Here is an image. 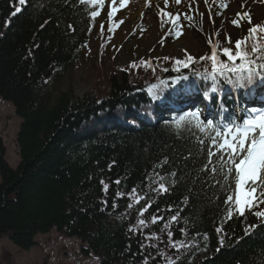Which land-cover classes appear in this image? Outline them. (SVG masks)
Here are the masks:
<instances>
[{
    "label": "trees",
    "instance_id": "16d2710c",
    "mask_svg": "<svg viewBox=\"0 0 264 264\" xmlns=\"http://www.w3.org/2000/svg\"><path fill=\"white\" fill-rule=\"evenodd\" d=\"M16 7L21 11L12 15ZM91 7L82 0H0V98L21 120L15 169L0 141V238L29 250L37 235L56 229L81 240L100 264H264V226L255 215L264 203L238 216L226 202L234 180L217 149L209 157L207 144L197 143L208 135L179 123L151 127V110L142 113L149 103L135 82L157 70L110 69L98 78L99 93L82 99L62 89L86 48ZM135 99L141 120L117 124L135 115L121 113ZM140 122L152 130L132 127Z\"/></svg>",
    "mask_w": 264,
    "mask_h": 264
},
{
    "label": "rangeland",
    "instance_id": "374dc122",
    "mask_svg": "<svg viewBox=\"0 0 264 264\" xmlns=\"http://www.w3.org/2000/svg\"><path fill=\"white\" fill-rule=\"evenodd\" d=\"M158 1L160 4L141 11L140 2H131L118 17V21H125L114 28L107 24L108 14L103 15L81 61L63 79V88L71 82L75 96L96 95L97 79L102 80L112 67L128 70L140 61L162 59L172 60L176 66L183 65L176 63L178 59L195 63L211 53L217 41L230 42L231 46L226 47L235 53L233 45L237 40H244L250 28L264 26V0H241L240 4L237 0H181L179 4L176 0ZM233 20H238L239 25L234 26ZM170 23L181 30V35L171 30ZM20 123L12 104L0 99V140L12 168L19 161L15 140ZM35 241L31 249L19 250L8 238H1V264H99L93 256L83 254L81 243L61 236L55 229L47 235H37Z\"/></svg>",
    "mask_w": 264,
    "mask_h": 264
},
{
    "label": "snow or ice",
    "instance_id": "6c2138e0",
    "mask_svg": "<svg viewBox=\"0 0 264 264\" xmlns=\"http://www.w3.org/2000/svg\"><path fill=\"white\" fill-rule=\"evenodd\" d=\"M94 2L102 3L103 0H94ZM176 2L179 4L181 0H176ZM18 3L22 6L25 4V0H18ZM20 11L21 8L16 7L12 15ZM91 15L95 17L97 12L93 11ZM238 15L247 14L238 13ZM109 18H112L111 12H109ZM121 23L123 22L121 21ZM248 23L251 24L250 18L248 19ZM232 24L238 26L239 21L233 20ZM258 31H264V26L257 25L250 28L249 34L251 36V34ZM242 45L244 46L243 50ZM235 49L236 51L233 53L230 47L222 48V55L227 58L229 63H222L218 60V49H212L210 56L212 71L209 73L211 82L215 83L217 77H222L224 78L221 80L222 84L226 81L227 84L235 88L243 89L249 87V91H251L250 86H253L258 79L264 80V46L253 44L249 49L246 41L237 40L235 42ZM188 59L191 60L192 57L189 56ZM237 59L240 61L239 64L236 63ZM176 63L188 67L187 62L182 59H178ZM228 73H232L234 79L230 78ZM212 92H216V87L212 88ZM223 115L225 117L224 122L215 123L214 119L202 117L199 110L188 111L179 116V121H187L184 124V128L196 134H202L206 130L211 131L207 140L201 135V139L197 143L201 147L207 144L206 151L209 157L217 156V153L213 151L214 149L218 148L220 150V159L223 165L222 170L234 180L235 195L227 196L226 202L235 200L234 207L236 212L243 216L246 210L251 211L258 204L264 203V110L255 107L245 109L242 114V122H240V116H237L235 119L230 118L227 109L223 110ZM192 120L196 121L195 125L192 123ZM192 138L194 139L195 135ZM225 160H227V164H224ZM167 163L168 160L165 158L164 164L161 165V170ZM121 183L119 179L115 181L116 185H120ZM101 184L104 191L107 192L108 184L103 180ZM131 191L135 193L137 189L133 187ZM121 195L122 193L120 192L115 193V196ZM140 199L144 198L141 197ZM139 202L140 200L138 199L137 203ZM144 202L147 203V200L144 199ZM104 203H107V201ZM111 207L115 208L117 205L113 203ZM128 208L131 209L132 205L129 204ZM147 211L148 208H144L140 211V216H143L144 212ZM174 211L178 212L179 209H175ZM255 215L264 218V212H256ZM171 219L177 221L178 217L173 214ZM153 222H155V217H153ZM139 223L144 225L145 221L140 219ZM135 231L136 229L129 228V232ZM168 236H172V233L169 232ZM146 239H149V237H146Z\"/></svg>",
    "mask_w": 264,
    "mask_h": 264
},
{
    "label": "bare ground",
    "instance_id": "6f19581e",
    "mask_svg": "<svg viewBox=\"0 0 264 264\" xmlns=\"http://www.w3.org/2000/svg\"><path fill=\"white\" fill-rule=\"evenodd\" d=\"M150 1H156L157 2V0H145L144 2H142V4L139 6V11H141L142 9H143V7L144 6H146V4H148ZM238 1V3H239V1H241V0H237ZM240 4V3H239ZM232 8V7H231ZM130 24V23H129ZM128 24V25H129ZM155 32V31H154ZM169 62V60L167 59L166 60V63H168ZM61 86H62V89H66V88H63V84L61 83ZM66 87L67 88H73V84L70 82L69 83V85H66ZM99 88V87H98ZM73 92H74V89H73ZM90 94V93H89ZM88 94H86L85 96H87ZM85 96H78V98H80V99H82L83 97H85ZM75 97H77V96H75ZM146 101H147V103H151V100L150 99H145ZM135 102L137 101L136 99L134 100ZM134 102V103H135ZM10 103V102H9ZM134 103H129V104H126L124 107H122L121 108V113H122V115H124L125 116V114H129L130 112H135L136 110H139L138 108H140V106H141V103L140 102H136V104H134ZM168 105V103H159V106H167ZM13 106V105H12ZM153 108V107H152ZM13 109H14V112H15V108H14V106H13ZM107 115L108 116H110V118L111 119H114V115H112L110 112H108L107 113ZM115 122H117V124H119V125H126L128 122H129V120H123V121H115ZM98 124H103V122L101 121V122H99ZM148 123L147 122H140V123H136L135 125H132V127L133 128H136V129H138V130H142V129H146V130H152L148 125H147ZM132 127H130L129 126V128H132ZM18 134V133H17ZM16 141V140H15ZM17 150H18V156H19V149L17 148ZM7 163H8V165L9 166H11V164L7 161ZM0 182H1V177H0ZM100 210H101V208H100ZM56 230V229H55ZM51 232V230L48 232V233H46V234H44V235H47V234H49ZM60 234V233H59ZM61 235V234H60ZM61 236H63V235H61ZM65 237V236H64ZM68 238H72V239H75V241H78L79 243H81L82 244V251H83V254L86 256V257H88V256H93L94 258H96L97 260H98V258L93 254V253H90L89 252V249H88V247L84 244V243H82L81 242V240H79V239H77L76 237H68ZM85 252H89V253H85ZM52 263V262H51ZM43 264H49V262H44ZM53 264V263H52Z\"/></svg>",
    "mask_w": 264,
    "mask_h": 264
}]
</instances>
